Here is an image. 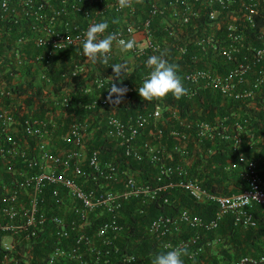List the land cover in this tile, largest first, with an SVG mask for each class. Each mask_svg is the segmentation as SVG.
Wrapping results in <instances>:
<instances>
[{"label":"built area","instance_id":"2783aa9c","mask_svg":"<svg viewBox=\"0 0 264 264\" xmlns=\"http://www.w3.org/2000/svg\"><path fill=\"white\" fill-rule=\"evenodd\" d=\"M112 14L122 20L121 25L113 24ZM103 21L109 24L104 37L115 33L118 39H136L138 48L130 51L134 55L169 53L187 60L190 65L181 79L188 83L189 96L197 88H213L223 97L237 99L239 106L248 108L245 112L264 124V0H143L142 4L133 0V6L124 9L118 0H0V264H145L127 244L123 250L119 245L125 226L118 216L127 197L141 198L139 212L157 198L166 201L173 187L183 188L199 201L217 203L209 220L186 208L176 216L152 217L147 231L166 251L188 248L197 238V233L166 238L178 235L182 223L211 230L231 212L235 222L252 225L251 204L264 205V177L258 162L241 148L252 136L245 127L249 116L241 118L231 111L195 123V138L214 143L218 137L238 150L237 159L227 161L226 167L244 165V189L215 193L191 171L189 131L169 129L166 133L175 139L170 147L161 141L164 132L156 121L161 119L164 125L178 120L190 126L188 115H181L175 103H156L124 116L113 110H101L99 115L100 101L92 97L77 100L75 106L86 112L67 122L65 115L52 112L55 105L70 106V90L51 93L33 79H49L54 57L69 48L76 54L62 75L66 80L80 75L85 33L90 25ZM211 57V65H204ZM112 76L107 72L92 77L87 91L109 90ZM28 82L34 92L42 86V99L17 88ZM112 82L131 92L139 88L124 79ZM41 100L46 103L43 114ZM94 122L114 151L110 158L101 157L98 146L88 145L89 125ZM197 150L202 146L194 145L191 155ZM215 151L209 146L204 156ZM132 160L151 165L149 179H137L131 172ZM243 194L258 199L250 198L249 205L242 206ZM41 243L48 248L45 254L35 255L33 248ZM202 248L197 246L191 253ZM232 264H264V252L242 255Z\"/></svg>","mask_w":264,"mask_h":264},{"label":"trees","instance_id":"16d2710c","mask_svg":"<svg viewBox=\"0 0 264 264\" xmlns=\"http://www.w3.org/2000/svg\"><path fill=\"white\" fill-rule=\"evenodd\" d=\"M185 32H189L188 27L185 29ZM163 58L171 64L178 65L177 71L180 77L181 72L186 70L187 65H190L187 60L172 58L169 53H165ZM211 61H213V57L209 58L208 62L204 65H211ZM53 64L54 59L52 67L47 74L51 78V82H53L55 87H57H54L55 92L61 93L64 90L58 88L59 85H57L56 82L58 78L61 80L65 79V76H63L62 73L67 68L64 70L59 69L54 72ZM76 80L77 81L74 84L73 89L69 91L72 95V99L68 110H76L78 114L82 115L86 111L82 107L75 106L77 100H80L82 97L74 91L77 90L79 84H82L81 81L83 80H81L80 76L76 77ZM130 80H132V78H129L128 81L130 82ZM182 84L185 88H187L186 85L188 83L182 81ZM17 86L18 89L27 92L29 95L33 93L38 94L39 99H42V95H40L43 91L42 86L37 87L35 92L31 82H29L25 87H21L20 85ZM134 92L135 94H139L138 91ZM129 95L130 97L132 96V94ZM28 101H31V97L28 98ZM149 103H151L150 105L152 108L156 103H160L161 105H164L165 103H175L177 104V109L180 110L181 115L187 114L190 118L187 120V123H190L189 128H187L184 124H181L178 120H167L164 125L162 124L161 119L156 121V126L163 129L164 136L162 137V140L166 142L168 147L175 144V139L166 133L169 129L174 128L185 132L189 131V135L192 134L193 136L194 133H192V131L195 127V123L199 120L212 121L217 117L220 118L224 113H230L231 111L236 112V115L241 118L249 116V122L246 123L245 127L248 134L252 136L246 137L249 141L244 143L241 148L250 158L257 160L259 173L264 177V124L260 125L259 120L253 117L252 112H245V108H248L245 105L239 106V101L237 99H228L223 97L217 90L210 87H200L197 88L195 94L191 96L187 94L179 99H176L171 93H169L163 100L160 101L153 100L151 102H147L143 100L137 104V108L140 109L143 104H146L142 109H149ZM44 105H46L45 101L41 100L39 104L41 114H43L46 110L44 109ZM143 110L140 109L139 111ZM215 138V140L213 139L215 142L211 143L210 139H197L194 136L192 139L189 137L188 156L192 157L191 171L193 175L199 179L203 187L215 193L226 192L229 190L239 191L244 189L246 187L244 165L242 163H238V165L233 168L226 167L227 161L237 159L238 150L236 148L232 149V146L230 147L226 145V141H221L218 137ZM101 141L102 138L100 142ZM107 143L108 142L106 141V144ZM248 144L250 147H248ZM194 145L195 147H197V145L202 146V150H197L195 154L191 155ZM209 146H213L214 148L216 147V151L210 156H204L205 149ZM99 148L101 149V146H99ZM102 155L106 158L113 156H110V153ZM174 156L177 158L175 153ZM129 164L131 172H133L137 179L146 180L150 178L153 170L151 165H148L145 162L137 163L134 160H132ZM141 201L142 200L139 197H127L126 199H123L122 211L118 216V221L124 224L125 228L122 230L123 235L121 237L123 238L118 241H120L119 245L121 250L125 249V245L127 244L130 251L145 260V264H152L156 255L167 252L166 250L158 247V241L147 231L146 226L152 217L160 213L176 216L181 208H186L191 214L197 215L203 220H209L214 217L215 210L217 208V203L215 201H199L180 187L171 188L169 190V197H167L166 201L161 198H157L152 202L147 203V205H144L145 209L143 212L136 211L137 208H140ZM249 209L252 211L255 219V223L252 225H242L241 223L235 222L234 214L228 212L219 220L218 226L214 229L207 230L202 226H190L182 223V231L178 235L175 234L173 236H166V238L170 237V239H174L179 236L188 237L189 235L197 233V238L186 250L190 252L197 246L201 245L203 247V251L200 250V252L191 253L190 256H184V264H216V261L212 259L216 255L211 254L212 252H209V256H207V258H202L206 256L208 250L210 251V246L213 242L212 240L215 238L214 234H219V236L224 238L223 242L224 240L226 241V238L228 239L231 247L234 249V255L239 253L234 257L236 259L242 255H247L246 249L248 250L252 246L257 245V242H262V238H264V205L258 202H253ZM207 241L210 243L207 244ZM47 248V243H41L35 245L33 251L35 255L40 256L45 254ZM221 250H225V248L222 247ZM262 252H264V248ZM200 260H202V262Z\"/></svg>","mask_w":264,"mask_h":264},{"label":"clouds","instance_id":"9594fccd","mask_svg":"<svg viewBox=\"0 0 264 264\" xmlns=\"http://www.w3.org/2000/svg\"><path fill=\"white\" fill-rule=\"evenodd\" d=\"M136 4H142L143 0H135ZM118 5L121 9L133 6V0H118ZM118 21L114 20L113 23ZM109 24L107 21L94 23L89 26L86 31V39L83 42V56L92 63L102 62L108 63L109 57L113 50V42L115 41L121 52H129L138 48L136 39H118L115 33L103 36ZM147 66L151 72L138 88L140 97L147 102L153 100H163L169 93L176 99H179L188 94V89L182 84V79L178 75V65L169 63L162 56L152 55L146 61ZM114 76L111 77L110 87L108 91L107 100L112 105H119L122 98L127 93V87H118L116 83L112 82L114 79L120 82L130 75V71L126 63H116L111 65ZM77 75V74H73ZM100 87H103L102 82H98ZM115 94V99L113 98ZM250 198H257L256 195H244L240 201L242 206H248ZM188 255V252L183 247H176L166 253L156 255L152 264H184L183 257ZM124 264H128L125 261Z\"/></svg>","mask_w":264,"mask_h":264},{"label":"crops","instance_id":"0c3cea01","mask_svg":"<svg viewBox=\"0 0 264 264\" xmlns=\"http://www.w3.org/2000/svg\"><path fill=\"white\" fill-rule=\"evenodd\" d=\"M117 15L112 14V21L116 20L120 23L121 25V21L120 18L116 19ZM117 22V23H118ZM117 23H113V24H117ZM111 25L112 22L110 23ZM105 34H103L102 37H104ZM107 36V35H106ZM160 42L162 41V38L160 40ZM76 54V50L73 48H69L63 51H60L57 53V55L54 57V64H53V71H58L59 69H66L68 67H70L72 65L74 56ZM152 56V55H148L145 54L143 56L140 55H134L132 54L130 51L129 52H121L119 47L117 46L116 42H113V50H112V54L109 57L108 63L104 64L102 62H97V63H92L91 61L87 60L86 57H83L84 60V70L83 72L79 75L81 77V81L82 84L77 87V90H75L74 92L77 93L79 96H81L82 98L80 100L83 101H87L92 97H96L99 99L100 101V110L98 111L99 115H101L102 113L107 112L108 110H113L115 111L117 114H119L120 116H124L126 114L129 113H133L135 111H139L140 109L143 110L142 108L145 107V105L143 104L141 106L140 109L137 108V104L139 102H142L143 99L140 97L139 94H135V92H131V91H127V93L125 94V96L122 98V101L119 105H112L108 102L107 100V96H108V91L109 90H90L87 91V85L89 83V80L97 75H101L103 73H107V72H113V69L111 67L112 64H116V63H126L128 66V69L130 71V75L126 76L124 78V80H129V78H132V80H130L131 83H135L137 84L139 87L142 86L144 80L146 79V72L150 69L147 64L146 61L148 60V58ZM63 86V87H62ZM55 85L53 84V82H47L46 84H44V88H54ZM61 89H70L72 90L74 85H72V87L66 86V85H61ZM138 91V90H137ZM129 94H132V96L130 97ZM136 95V96H135ZM113 98L115 99V94H113ZM78 109V108H77ZM102 111V113H100ZM84 114V113H83ZM66 117H64V121L67 122L69 120H71L72 118H77L79 116H81L80 114H78L76 112V110L70 109L69 112L67 113V115L65 114ZM60 118V117H59ZM187 119L189 120L190 118L187 117ZM59 121V119H58ZM100 122L102 123V118L100 120ZM95 123V122H94ZM93 124V123H92ZM90 124L89 127L91 126V128H89V133L91 132V134H95V138H100V129L99 126H97V122L92 125ZM60 130V127H59ZM90 134V135H91ZM94 138V139H95ZM92 140L91 142L88 143V145L90 146H101V157H103L104 159H106L102 154H106V153H110V156L112 154H114V151L111 149V146L103 143V142H99L96 140ZM215 238L212 240V244H211V249L210 251L208 250V253L206 254V256L202 257L207 258V256H209V252H212L211 254H215L216 256L214 258H212L213 260L216 261V264H232V262L235 260V256H237V254L234 255V249L233 247H231L230 242L228 241V239L226 238V241L223 239L221 236H219V234H214ZM263 241L262 242H257V245L252 246L251 248H249L247 251V255L250 256H257L260 253H262V250L264 248V238H262ZM222 243V244H220ZM222 247L225 248V250H221ZM255 247V248H254ZM188 249V248H185ZM203 249V248H202ZM200 249V250H202ZM197 251V252H200ZM203 251V250H202ZM201 251V252H202ZM189 252V251H187ZM190 251L188 253V256L191 255ZM194 252V253H197ZM202 262V260H200Z\"/></svg>","mask_w":264,"mask_h":264},{"label":"rangeland","instance_id":"374dc122","mask_svg":"<svg viewBox=\"0 0 264 264\" xmlns=\"http://www.w3.org/2000/svg\"><path fill=\"white\" fill-rule=\"evenodd\" d=\"M47 77H49V75L47 76ZM76 77H79V75L78 76H76ZM76 77H73V78H69V79H63V80H61V79H59L58 78V80H57V82H56V84L57 85H59L58 86V88H62L61 87V85H66V86H69V87H72V85H74L75 83H76ZM33 81L34 82H36V83H38V82H40V83H42L43 85L44 84H46L47 82H51V78L49 77V79H47L46 77H44L43 79H41V80H39V79H33ZM29 83V82H28ZM55 88H57V87H55ZM47 89H51L50 91H51V93H55V94H58V93H56L55 92V89L54 88H47ZM70 90V89H69ZM43 92V91H42ZM151 103H149L148 104V107L150 108L151 107V105H150ZM54 114H56L57 116H60V115H67V113L69 112V110H68V108H65V107H63V106H58L56 109H54L53 111H52ZM95 138V134H91V136L88 138V140H87V142L89 143V142H91L93 139ZM101 136H100V138H95L94 140H96V141H99L100 142V140H101ZM104 140V141H103ZM102 141H103V143L106 141L104 138H102ZM101 141V142H102ZM161 141H162V139H161ZM108 144V143H107ZM106 158V157H105ZM110 158V157H109ZM211 247V246H210ZM211 249V248H210ZM143 259V258H142ZM144 260V259H143ZM145 261V260H144Z\"/></svg>","mask_w":264,"mask_h":264}]
</instances>
